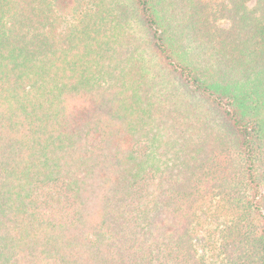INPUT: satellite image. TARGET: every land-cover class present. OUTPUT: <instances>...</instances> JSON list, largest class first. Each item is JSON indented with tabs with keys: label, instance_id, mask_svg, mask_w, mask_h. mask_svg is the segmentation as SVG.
<instances>
[{
	"label": "trees",
	"instance_id": "obj_1",
	"mask_svg": "<svg viewBox=\"0 0 264 264\" xmlns=\"http://www.w3.org/2000/svg\"><path fill=\"white\" fill-rule=\"evenodd\" d=\"M218 5L0 0V264H264V0Z\"/></svg>",
	"mask_w": 264,
	"mask_h": 264
},
{
	"label": "rangeland",
	"instance_id": "obj_2",
	"mask_svg": "<svg viewBox=\"0 0 264 264\" xmlns=\"http://www.w3.org/2000/svg\"><path fill=\"white\" fill-rule=\"evenodd\" d=\"M224 2V0H208L210 5L212 6L213 9L217 10L219 7L218 3ZM216 15V22H219L220 24H225L226 21L222 17H220L219 12L215 13Z\"/></svg>",
	"mask_w": 264,
	"mask_h": 264
}]
</instances>
